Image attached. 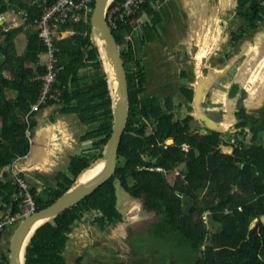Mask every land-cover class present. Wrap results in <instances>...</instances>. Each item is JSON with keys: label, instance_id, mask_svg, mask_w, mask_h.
Returning a JSON list of instances; mask_svg holds the SVG:
<instances>
[{"label": "trees", "instance_id": "trees-1", "mask_svg": "<svg viewBox=\"0 0 264 264\" xmlns=\"http://www.w3.org/2000/svg\"><path fill=\"white\" fill-rule=\"evenodd\" d=\"M119 1L113 0L110 6ZM54 2L39 0L26 6L22 0L10 1L24 8L27 25L32 26L33 30L37 29L38 35L36 20L43 15L46 6ZM8 3L0 0V13L6 11ZM156 9L154 0H148L138 12L111 25L121 47L130 87V119L120 147V161L115 175L92 195L40 226L28 242L26 264H67L70 237L85 213L93 215L102 227L121 220L116 180L133 198L144 200L147 209L154 212L156 220L164 218L169 223V231L177 234L176 240L171 242V249H180L183 256L178 251L176 256L172 253L171 259L175 262L264 264V146H249L243 142L242 146L236 147L235 155H231L219 148L221 132L212 130L208 141H203L201 134L194 137L192 142L198 144L201 150L196 158L179 145L166 150L163 146L159 147V143L177 132L181 135L178 143L186 140L187 128L182 127L180 119L172 123L173 117L163 110L160 98L147 92V71L142 52L145 43L158 35V24L163 15ZM143 11L150 19L140 24ZM236 13L246 23L242 27L243 32L248 26H258L264 20V0H238ZM68 27L75 31L74 34L56 42V66L59 68V77L54 86L59 94L56 112L76 114L81 119L83 125L87 126L81 139L83 142L90 141L91 148L73 156L67 169L57 176L56 183L48 187L35 184L39 180L44 182L40 177L29 176L16 168L17 161L27 157L31 151L28 130L33 138L39 114L38 110L32 111V106L39 102L44 84L41 77L47 72V66L43 68L37 65L36 68L41 69L36 74L35 68L27 67L26 63H37L38 54L47 51V47L37 40L36 35H32L30 29V37H35L31 38L29 52L26 56L18 57L11 44L12 31L5 32L6 60L3 63L0 61V210L12 206L18 211L24 200L17 178L4 171L6 167L11 166L12 172L16 168L19 171L17 177L28 182L39 211L66 193L78 176L101 158L112 134L114 114L111 84L91 18L89 21L66 24L62 29ZM7 89L17 90L18 96L7 98ZM185 90L189 91L188 88ZM166 100L173 102L171 96H167ZM48 102L40 109L56 101L51 99ZM247 119L242 124H246ZM145 120L158 125L159 131L142 138L137 135L143 133L138 124ZM261 128L264 129L263 118L251 124L249 131L256 136ZM242 133L245 137L249 132L243 130ZM154 147L155 151L152 150ZM205 153H208V158ZM143 155L149 159L148 162L142 159ZM183 160L187 165L182 170L185 177H179L175 183L162 172L148 168L161 166L170 170ZM130 179L134 181L132 184ZM206 214L209 222L219 226L216 232L209 230ZM15 227L17 225L13 227L10 237ZM169 234L168 241L174 238ZM2 236L3 233L0 241ZM9 239L7 237V241ZM0 245L2 247L1 242ZM165 249L170 250L168 245ZM3 250L9 255V247Z\"/></svg>", "mask_w": 264, "mask_h": 264}, {"label": "crops", "instance_id": "crops-1", "mask_svg": "<svg viewBox=\"0 0 264 264\" xmlns=\"http://www.w3.org/2000/svg\"><path fill=\"white\" fill-rule=\"evenodd\" d=\"M6 1L9 2L7 9L4 13H0V61L2 63L6 60L3 51L6 39L4 33L7 31H12L14 35L11 44L18 57L26 56L29 52L31 38L35 37H30V29L33 31L32 35H36L37 40L43 43L36 31L37 29L33 30L32 26L27 25L24 8L19 3H15V8V5L10 3L11 0ZM22 1L26 6H31L39 0ZM237 5L238 0H163L161 6H157L156 9L160 15H163V19L158 24L157 39L148 46H144V49L148 48L147 51L151 53L152 58L156 59L153 63H149L146 60L148 58H145L147 51L143 57L145 66L147 63L150 66L155 64L158 66L155 70H149L146 66L147 78L149 79L150 74H152L158 80L167 82H173L176 76H179V80L175 79L178 82H182L184 79L190 81L196 75L194 66H211L223 71L221 75L223 76L225 74L223 69L230 70L236 65L235 70L233 69L236 80L240 79L244 82L252 77L255 84L254 90L245 94L246 96L244 95L246 98L244 106L251 117L250 123L253 124L258 119L264 118V86L260 87L257 82V79L263 78L264 74L259 75L254 70V68L258 69L259 65H264V20L258 26H248V29L243 32L242 26L246 23L239 19L241 17L236 13ZM152 6L154 5L152 4ZM143 13L146 12L141 13L140 24L150 19L147 13L148 17L142 18ZM90 18H92V13L84 15L82 21H89ZM61 32L59 41L72 36L75 31L68 27L61 29ZM46 53V50L40 52L37 63L27 62L26 66L34 67L37 74L41 68L38 69L36 66L44 68L48 62L43 61V56H47ZM247 66L251 67L249 72L246 70ZM187 67H189L188 71L186 70ZM231 74L233 73L231 72ZM6 94L7 98L12 99L18 96V91L7 89ZM70 119L74 122V119ZM78 131L80 135V130ZM70 161L71 159L62 171L67 169ZM10 169L11 167H6L4 171L10 172L14 178V173ZM37 176L44 182L38 179L39 181H35V184L45 185V180L48 177ZM55 183L56 181H52L50 185ZM92 235L94 236L89 228L83 229L79 226L75 228L66 252L67 264H78L80 258L86 254V249L94 254L98 251L97 247L107 248V244L96 241ZM86 258L88 259L87 256ZM86 258L83 264H89L86 262ZM127 264L130 262L127 261Z\"/></svg>", "mask_w": 264, "mask_h": 264}, {"label": "water", "instance_id": "water-1", "mask_svg": "<svg viewBox=\"0 0 264 264\" xmlns=\"http://www.w3.org/2000/svg\"><path fill=\"white\" fill-rule=\"evenodd\" d=\"M112 1L96 0L91 18L96 39L106 60L111 84L114 114L112 134L101 158L83 171L66 193L48 207L36 211L30 217L22 220L15 231H13L11 237L9 234H11L13 226L6 227L3 232V236L5 237L6 235V238L4 239L2 236L1 243L3 249L9 243L10 264H26V248L35 231L48 220L92 195L110 180L117 171L120 161V147L130 117V87L121 47L108 21V8ZM250 68L246 67L247 72L250 71ZM223 70L226 71L227 69ZM254 70L259 75L264 74V65H259L258 69L254 68ZM222 72L210 66L208 67V72L201 75L195 83V87L193 86L195 89L192 103L195 109L194 116L204 120L212 130L216 131H227L230 125V115L233 116L236 112L232 110L230 114L228 113L229 115L227 113L224 114L222 120H217L205 112V107L202 105V100L206 93L211 90L215 82L221 77ZM257 82L260 87L264 86V76L263 78H258ZM235 83L236 85L233 84V86L231 84L229 92L235 90L237 84L240 85V80H236ZM227 96L228 99L233 100L229 93ZM57 107V104L48 105L37 115V124L33 129V144L30 155L15 164L20 172L29 176L38 174L48 177L54 182L67 165L70 155L81 145L82 139L78 130L83 127V123L78 116L74 118V123L68 115L56 113ZM74 124L77 125L78 130L75 129ZM97 166L101 167V169L92 178L84 182L81 181V176L87 170ZM7 237L8 239L10 237L8 241Z\"/></svg>", "mask_w": 264, "mask_h": 264}, {"label": "rangeland", "instance_id": "rangeland-1", "mask_svg": "<svg viewBox=\"0 0 264 264\" xmlns=\"http://www.w3.org/2000/svg\"><path fill=\"white\" fill-rule=\"evenodd\" d=\"M157 1H159V0H154V4L158 7H160L161 4L163 3V0H161L160 3H158ZM143 14L144 15L142 18L148 17V15L146 13H143ZM239 19L243 20V18H239ZM244 23H245V21H244ZM156 39L157 38L145 43L146 44L145 46H148V44H150L151 42H153ZM151 47H153V46H151ZM151 47H149V48H151ZM147 49L143 48V51H144V52H142L143 55L146 53L145 51H147ZM146 56L147 57H145V58H148L146 60L149 63H153L154 59H156L154 57L152 58L151 53L148 51H147ZM43 61L44 62L48 61V55L43 56ZM149 63L146 64V66L149 70H155L158 68V66L156 64L154 66H150ZM144 64H145V62H144ZM232 68H234V70H235L236 65H234ZM106 69H107V66H106ZM186 70L188 71L189 67H187ZM234 70L232 72L233 74H234ZM229 71L230 70L227 69L224 73L229 74L230 73ZM149 77H150L149 79L147 78V92H149L153 95H158L159 98H162V99L166 98L167 96H171L172 99L174 100V103H175L177 116L180 117V114L183 112L180 111V107H179L181 105V103H180L181 96L179 94L177 95V93L180 92V87L182 85L184 86L186 84H189V80L184 79V81L178 82L179 76H176L175 79H178L177 81L174 79L173 82H170V81L167 82V81L158 80L157 77L152 76V74H150ZM219 80H220V77H219ZM219 80H218V82H219ZM223 86H224L223 83H220L218 85L216 84L214 86V88L216 89L215 91L216 92L225 91ZM190 89H192V88H190ZM190 89H188V90L191 93ZM42 110H43V107H42V109L38 110V113H41ZM71 115H68V116L70 118L74 119L75 117H73V115L75 116L76 114H71ZM236 121H239V120H236ZM181 122L183 125L182 127H184L185 126L184 121L181 120ZM233 124H235V123H233ZM246 126L249 128L250 124H247ZM86 128H87V126H85V125H83V127L81 128V130H80L81 137L86 132ZM75 129L76 130L79 129L77 127V125H75ZM234 129H236V128H234ZM258 131L260 133H258L256 136H252L251 131H248L249 133L245 137H244L242 132H240V133H237V132L228 133L227 131L226 132L223 131L220 136H221L222 140L226 139L229 141L231 140L232 136L233 137L237 136L238 139H240V140L241 139L243 140V138H245L246 145L252 146L255 144H259V142H261L262 144L264 143V129L261 128ZM250 138H253V140H251L252 142L250 141ZM225 144H227V143H225ZM225 144L222 146V150L228 151L231 155H235L234 149L236 146L231 147V146H228ZM239 144H240V141H237V146ZM91 145H92V143L90 141L81 143L80 147H78L76 149V151L74 152V155H81L84 151H89L91 148ZM259 146L260 145H258L257 148ZM185 148H187V147H185ZM186 166H187L186 162L183 161L181 164L178 165L177 171L170 173L171 179H173L174 183L176 181V177L178 176V172L181 169H183V170L186 169ZM179 174H180V172H179ZM37 175L38 174L33 175V177H36ZM133 182L134 181L132 179H130V183L132 184ZM114 183L116 185V194H117V199H118L117 207L120 209V211L123 212V214H125L124 222L122 224H118V223L109 224L107 226L108 228L103 227L104 230H102V229L100 230L98 227L93 225L94 223H92L93 219H91V218L93 215H89L87 217V219H85L81 222L82 224H81V226L79 225V227H81L83 229H85V227L89 228V231L93 232V234H94L93 238H95L96 241H100L101 243H104V244H110V245H112V248H114L117 251H121L123 253L127 252L128 253L127 258L129 259L128 261L130 262V264H141V263L148 264L147 261H149L150 264H182L181 262H175L173 259H171L173 254H174V256H176L178 250L175 251V250L171 249L173 246L172 245L173 243H171V242H173V240H176L175 238H176L177 234L175 232L169 231L168 226H167L169 223L164 218L156 220V217H154V214L152 212H149V211L147 212L145 210L144 200L131 198V196L128 193H126L125 189H123V187H121V185L119 184V182L117 180L114 181ZM49 185H50V183L47 182V180H45V186L48 187ZM4 211H6V210L1 209L0 215L2 213H4ZM205 220H206V222H208L207 224H208L209 230L211 232H216V230L219 228V226L209 222L207 214L205 215ZM15 229H16V227L14 228V230ZM169 233H171L174 238H172L168 241L167 238H169V236H170ZM122 235H124V236L122 237ZM134 236H136V237L134 238ZM132 242H134V243H132ZM135 243H136V248L139 251H135V246L133 245ZM167 245L171 251L165 249V247ZM122 248H123V250H122ZM143 251H145L146 253H143ZM178 254L183 256V253L180 249L178 251ZM172 260H173V263H171ZM142 261H144V262H142Z\"/></svg>", "mask_w": 264, "mask_h": 264}, {"label": "flooded vegetation", "instance_id": "flooded-vegetation-1", "mask_svg": "<svg viewBox=\"0 0 264 264\" xmlns=\"http://www.w3.org/2000/svg\"><path fill=\"white\" fill-rule=\"evenodd\" d=\"M196 67L197 66L193 67V69L196 72L195 77L189 81V84H186L184 86L182 85L180 87V92L177 93V95L179 94L181 96V100H180L181 105L179 107H180V111L183 112V113L180 114V117L177 116L174 100H173V102L169 103L166 100V98H164V99L160 98L163 110L165 112L168 111L173 117L172 123L176 122L178 119L184 121V125L187 128V130H185V132L187 134V139L183 140L180 143H178L177 140H178L179 136H181V135H180V132L179 133L177 132V133H175V135H170L163 142L159 143V147L161 148V146H163V148L165 150L166 149H170L171 147L179 145L184 150L186 149L185 151L188 154H191V156H195L194 158L199 157L200 154H201V150H200L199 145L198 144H194L192 142L195 139L194 137L198 136V134H201L203 141H208V135L212 131V129L206 124V122L204 120H201V119L197 118L196 116H194L195 109L193 108L192 103H193V99H194V96H195V94H194L195 93V89L193 88V86L195 87V85H196L195 83L201 77V75L206 74L208 72V67L199 66V67H197V70H196ZM233 69L234 68H230V71H229L230 73L229 74L228 73L227 74H223V76L220 77V80L218 79L219 82L217 80L218 83L215 82V84H214V86H215L216 84L218 85L220 83H223V85H224L223 87H224L225 91L216 92L215 88L213 86L211 88V90H209L206 93L204 99L202 100V105L205 107V112H207L211 117H213V118H215L217 120H222L224 118V116H223L224 114H226V113L230 114V112L232 110L233 111L235 110L236 111L234 113L235 115H233V116L230 115V125L228 127L229 129L227 130V132L228 133H235V132L239 133V132H243V130H248L249 131L250 127L248 128L246 125L250 124V126H251V124H252V123H250L251 117L248 114L247 108L244 106V103H245V100H246V98H245L246 95L245 94H247L249 92H252L254 90V85L255 84L253 83V79L251 77V78L248 79V81H244V82L240 81V85L237 84V88L235 90L229 92L230 91L229 88H231V84H232V86H233V84L236 85V83H235L236 82L235 81L236 77L234 75L235 73L231 74V72H233ZM187 88L188 89L192 88V89H190L191 93L189 91L185 90ZM228 93L232 96L233 100H230V99L227 98L228 97L227 96ZM156 96H158V95H156ZM52 104H57V102H54ZM61 108H63V106ZM56 113L65 114L62 111L61 112L57 111ZM190 115L192 117L189 119ZM73 117H77V115H75V116L73 115ZM246 118H248L247 119L248 122L246 124H242V122ZM129 119H130V117H129ZM236 120H239V121H236ZM233 123H235V124H233ZM138 126H139L140 129L143 130V133H138L137 135H139L142 138H146L148 136H151V134L159 131V126L156 125L155 123L151 122L150 120H145L144 122L141 121V123L138 124ZM234 128H236V129H234ZM125 132H126V130H125ZM220 132L222 133L223 131H220ZM130 134H131V132H130ZM251 140H253V138H250V141ZM237 141H240V144L238 146H242V143L243 142L245 143L246 140H245V138H243V140L242 139L240 140V139H238L237 136L236 137L232 136L230 141L226 140V139L222 140L219 148H222V146L225 143H227L225 145H228V146H231V147H234V146L237 147ZM81 142L83 143V141H81ZM259 144H262V143L259 142ZM185 147H187V148H185ZM236 147H235V149H236ZM235 149H234V151H235ZM152 150L155 151L156 150L155 147L152 148ZM73 156H75L74 152L70 156V159H72ZM143 156L144 157L142 159L145 162H148L149 159L146 158V155H143ZM205 157L208 158V153H205ZM183 161H185V160H183ZM142 168H145V167H142ZM142 168H140V169H142ZM148 168L151 171L162 172L165 177L170 178L172 183H174L173 179H171L170 173L177 171L178 170V165L175 166L173 169H170V170L166 169L164 167H161V166H156V167L155 166H149ZM182 170L183 169H181L179 171L180 174L178 172V176L176 177V180H178L179 177H181V179L185 177V175L183 174ZM47 182L50 183V182H52V180H50V179L48 180V178H47ZM126 193H128L131 196V194L129 192L126 191ZM204 194H205V192L203 193V195ZM131 198H133V197L131 196ZM144 204H145V201H144ZM145 210L147 212L148 211L151 212V210L147 209L146 206H145ZM120 212L122 214V219L118 220L117 222H113V223L122 224L124 222L125 214H123L122 211H120ZM152 213L154 214V212H152ZM88 216H89V214L85 213L84 217L82 218V221L87 219ZM154 217H155V214H154ZM91 219H93L92 220L93 221L92 223H94L93 225L98 227L100 230L101 229L104 230V228L99 223H97L95 221V217H92ZM82 221H79L77 223V225L75 226V228L77 226H79V225L81 226V224H82L81 222ZM75 228H74V230H75ZM106 228H108V227L106 226ZM7 236H8V234H7ZM92 237H94V236L92 235ZM135 237L136 236H134V238ZM5 238H6V235H5L4 239ZM132 243H134V242H132ZM6 245L9 247V243L6 244ZM95 245H99V244H95ZM133 245L135 246V251H139L136 248V243L133 244ZM106 247L107 248L97 247L98 251L95 252L94 254H92L89 249H86L87 250L86 254L83 255L80 258V260H79L80 264H83V261L85 260L86 256L88 257V259L86 258L87 259L86 262L89 263V264H127V261L129 260L127 258V254H128L127 252L123 253L121 251H117L114 248H112V245H110V244H107ZM122 250H123V248H122ZM143 253H146V252L143 251ZM142 262H144V261H142ZM147 262H148V264H150L149 261H147ZM141 264H143V263H141Z\"/></svg>", "mask_w": 264, "mask_h": 264}, {"label": "built area", "instance_id": "built-area-1", "mask_svg": "<svg viewBox=\"0 0 264 264\" xmlns=\"http://www.w3.org/2000/svg\"><path fill=\"white\" fill-rule=\"evenodd\" d=\"M96 0H55L51 5H47L43 15L36 20L39 36L47 47L48 62L47 72L41 78L44 82L39 102L33 104L32 111H37L41 106L48 104L49 100L59 102V94L54 90L55 83L59 77V68L56 66V42L61 38V29L64 25L80 22L84 15L91 14L94 10ZM148 0H121L108 8V21L111 25H116L118 19L124 20L126 17L138 12ZM46 2V0H45ZM158 3L161 0L157 1ZM31 131L28 135L33 144ZM14 176L17 178L22 190L23 202L20 209L15 211L11 206L5 209L0 215V238L7 226L18 225L22 220L30 217L37 211L36 203L29 190L28 182L23 178H18L19 171L14 169ZM18 198V197H17ZM16 198V199H17ZM0 264H10L9 255L2 250L0 245Z\"/></svg>", "mask_w": 264, "mask_h": 264}, {"label": "bare ground", "instance_id": "bare-ground-1", "mask_svg": "<svg viewBox=\"0 0 264 264\" xmlns=\"http://www.w3.org/2000/svg\"><path fill=\"white\" fill-rule=\"evenodd\" d=\"M101 169V167H94V168H90L89 170H87L82 176H81V181H87L90 178H92L99 170Z\"/></svg>", "mask_w": 264, "mask_h": 264}, {"label": "clouds", "instance_id": "clouds-1", "mask_svg": "<svg viewBox=\"0 0 264 264\" xmlns=\"http://www.w3.org/2000/svg\"><path fill=\"white\" fill-rule=\"evenodd\" d=\"M15 225H13V227H14ZM18 226V225H17ZM13 229V228H12ZM0 242H2V241H0ZM2 248V247H1ZM3 250V249H2ZM5 251V250H4ZM10 258V257H9Z\"/></svg>", "mask_w": 264, "mask_h": 264}]
</instances>
